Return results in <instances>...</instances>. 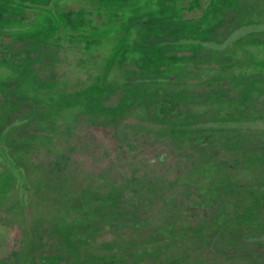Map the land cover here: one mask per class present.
Instances as JSON below:
<instances>
[{
    "label": "rangeland",
    "instance_id": "obj_1",
    "mask_svg": "<svg viewBox=\"0 0 264 264\" xmlns=\"http://www.w3.org/2000/svg\"><path fill=\"white\" fill-rule=\"evenodd\" d=\"M0 264H264V0H0Z\"/></svg>",
    "mask_w": 264,
    "mask_h": 264
}]
</instances>
